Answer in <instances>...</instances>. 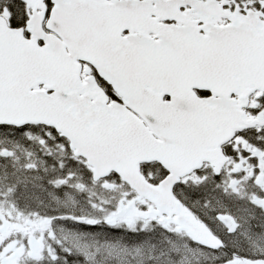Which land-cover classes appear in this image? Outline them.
Instances as JSON below:
<instances>
[{
	"label": "snow or ice",
	"instance_id": "snow-or-ice-1",
	"mask_svg": "<svg viewBox=\"0 0 264 264\" xmlns=\"http://www.w3.org/2000/svg\"><path fill=\"white\" fill-rule=\"evenodd\" d=\"M0 264H264V0H0Z\"/></svg>",
	"mask_w": 264,
	"mask_h": 264
}]
</instances>
